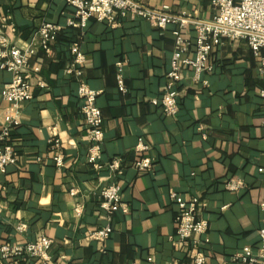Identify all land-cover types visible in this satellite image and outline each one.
I'll list each match as a JSON object with an SVG mask.
<instances>
[{"label":"crops","instance_id":"0c3cea01","mask_svg":"<svg viewBox=\"0 0 264 264\" xmlns=\"http://www.w3.org/2000/svg\"><path fill=\"white\" fill-rule=\"evenodd\" d=\"M137 1L191 20L219 15L215 0ZM71 14L66 0H0V40L27 47L43 23L62 26L51 56L39 52L32 59L41 73L33 82L35 98L21 106V124L12 132L18 161L0 172V246L47 236L54 242L50 264H192L190 244L175 242V191L205 204L198 215L209 224L207 264H241L236 257L247 247L258 253L264 226V76L247 41L222 38L210 57L212 71L199 82L186 69L179 113L168 117L151 101L166 89L179 26L162 30L131 17L116 27L93 20L81 30L66 26ZM185 34L197 35L191 24ZM75 42L87 55L85 81L100 92L103 162L121 158L125 167L121 184L130 211L114 216L106 242L87 239L107 225L99 192L114 178L108 168L97 171L88 163L84 102L76 78L67 73ZM120 63L125 91L118 85ZM11 78L0 70V129L15 114L2 96ZM53 138L61 141L62 170L53 160ZM140 142L146 151H137ZM143 158L153 168L139 173L134 164ZM232 181H242L243 189L228 191ZM20 225L26 228L19 231Z\"/></svg>","mask_w":264,"mask_h":264},{"label":"built area","instance_id":"2783aa9c","mask_svg":"<svg viewBox=\"0 0 264 264\" xmlns=\"http://www.w3.org/2000/svg\"><path fill=\"white\" fill-rule=\"evenodd\" d=\"M72 14L66 19L68 28L86 30L94 20L97 23L116 27L120 20L141 18L150 21L155 26L166 30L170 25L179 29L173 32L174 52L171 68L167 74V85L162 96L151 101L153 106L161 108L164 115L175 117L179 113L180 87L185 78V70L193 73V80L199 82L203 75L212 71L210 57L215 47L221 44L222 38L246 40L254 57L258 60V70L264 76V0H215L219 15L212 21L191 20L185 17L170 15L168 8L150 9L137 0H66ZM6 22V19H4ZM193 25L196 31L195 39L188 38L185 30ZM62 26L57 23L45 22L29 40L27 47L13 44L10 40H0V70L11 74V81L4 87L3 99L13 105L15 114L8 116L0 129V172L5 173L10 166L16 165L18 156L12 146V132L21 124V106L33 100V82L40 75L41 68L32 65V59L43 52L51 56L52 45L57 40ZM72 62L67 70L78 82V95L83 100L81 113L87 126L90 141L88 163L94 170L107 169L112 173L114 182L103 187L99 192L100 209L107 216V225L90 234L87 239L106 242L113 233V219L116 214H128L129 205L124 201L121 178L125 167L121 158L111 162H103V144L105 140L104 120L97 100L100 92L92 90L84 79V67L87 55L81 50L79 43L71 45ZM119 88L125 91V79L122 73L124 65L118 64ZM206 83V82H205ZM38 86L45 89L39 82ZM264 98V90L261 91ZM54 162L59 170L65 168L64 156L60 153L61 141L53 138L50 141ZM148 147L140 142L137 151H146ZM139 173L149 172L153 168L151 159L143 158L134 164ZM242 181H232L226 185L228 191L237 192L243 189ZM72 195H76L73 191ZM172 202L178 207L176 217V244H190L195 252L192 264H207L204 247L209 244L207 238L208 221L199 217V206L205 205L198 199L187 201L174 192L170 193ZM264 212V202L261 204ZM26 228L18 226L19 231ZM261 246L258 253L247 247L240 252L236 260L241 264H264V226L259 232ZM54 242L47 236H42L36 242L24 245L2 244L0 246L1 264H50ZM131 264H138L133 262ZM140 264V263H139Z\"/></svg>","mask_w":264,"mask_h":264}]
</instances>
